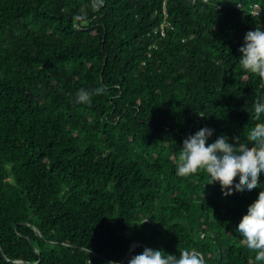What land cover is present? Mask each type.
<instances>
[{
    "label": "trees",
    "instance_id": "1",
    "mask_svg": "<svg viewBox=\"0 0 264 264\" xmlns=\"http://www.w3.org/2000/svg\"><path fill=\"white\" fill-rule=\"evenodd\" d=\"M256 26L264 0H0V264H127L145 248L264 264L236 230L261 189L176 174L201 128L239 146L264 122V82L239 64Z\"/></svg>",
    "mask_w": 264,
    "mask_h": 264
},
{
    "label": "clouds",
    "instance_id": "2",
    "mask_svg": "<svg viewBox=\"0 0 264 264\" xmlns=\"http://www.w3.org/2000/svg\"><path fill=\"white\" fill-rule=\"evenodd\" d=\"M96 2L99 4L102 0ZM191 2L195 4L196 0ZM236 6L242 7L241 3ZM238 51L241 53V68L264 82V30L261 26L245 33L244 43ZM104 91L103 86L92 90L81 88L75 94V102L90 104L93 96L101 95ZM253 112L254 119L260 121L264 114V102L257 100L253 105ZM213 131L201 128L184 139L176 163V174L187 177L204 172L209 177L208 184L218 182L224 196L231 195L233 191L260 188L257 198L248 206L236 230L240 233L244 246L255 253V260L264 262V186L259 183V175L264 172V122L256 123L247 131L246 139L249 143L245 145L238 146V141L229 143L228 137L223 135L208 143ZM236 177L239 179L234 183ZM108 264L115 262L109 261ZM127 264H205V261L201 253L194 249H184L177 256L163 250L145 248L141 253L132 255Z\"/></svg>",
    "mask_w": 264,
    "mask_h": 264
},
{
    "label": "built area",
    "instance_id": "3",
    "mask_svg": "<svg viewBox=\"0 0 264 264\" xmlns=\"http://www.w3.org/2000/svg\"><path fill=\"white\" fill-rule=\"evenodd\" d=\"M238 6H240V4H238ZM163 8H164V15H165V17L167 18V12L165 11L166 6L164 5ZM253 12H254V14H256V15L259 14L260 9H259L258 4H255V5H254V7H253ZM166 26H170V21L167 20V19L164 21V23H163V24L161 25V27H160V31H161L162 34H166V33H165V29H164Z\"/></svg>",
    "mask_w": 264,
    "mask_h": 264
},
{
    "label": "water",
    "instance_id": "4",
    "mask_svg": "<svg viewBox=\"0 0 264 264\" xmlns=\"http://www.w3.org/2000/svg\"><path fill=\"white\" fill-rule=\"evenodd\" d=\"M136 244H139V242H135V243L132 244L133 246H132V247L130 248V250L128 251L127 256L130 254V252L133 250V248H134V246H135Z\"/></svg>",
    "mask_w": 264,
    "mask_h": 264
}]
</instances>
